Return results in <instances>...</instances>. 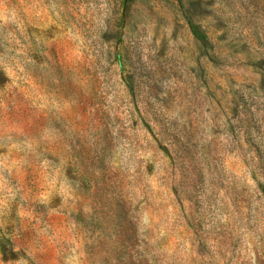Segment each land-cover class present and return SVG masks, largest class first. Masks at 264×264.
Instances as JSON below:
<instances>
[{"label": "rangeland", "instance_id": "374dc122", "mask_svg": "<svg viewBox=\"0 0 264 264\" xmlns=\"http://www.w3.org/2000/svg\"><path fill=\"white\" fill-rule=\"evenodd\" d=\"M0 264H264V0H0Z\"/></svg>", "mask_w": 264, "mask_h": 264}]
</instances>
